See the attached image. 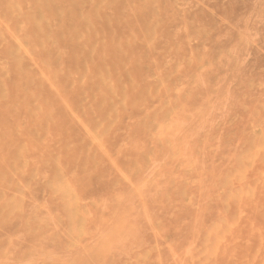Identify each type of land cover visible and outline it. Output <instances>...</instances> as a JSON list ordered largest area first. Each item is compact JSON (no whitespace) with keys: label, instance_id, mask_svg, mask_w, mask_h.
Here are the masks:
<instances>
[{"label":"bare ground","instance_id":"6f19581e","mask_svg":"<svg viewBox=\"0 0 264 264\" xmlns=\"http://www.w3.org/2000/svg\"><path fill=\"white\" fill-rule=\"evenodd\" d=\"M108 5L0 0V233L38 221L36 211L50 207L81 250L93 224L108 222L92 214L93 187L108 196L123 181L146 208L149 182L159 190L154 198L196 204L183 241L148 214L155 241L132 257L264 255V112L253 116L249 135L238 129L227 164L208 154L211 170L179 175L201 141L198 123L183 127L185 110L165 71L117 60ZM165 181L169 190H160Z\"/></svg>","mask_w":264,"mask_h":264},{"label":"rangeland","instance_id":"374dc122","mask_svg":"<svg viewBox=\"0 0 264 264\" xmlns=\"http://www.w3.org/2000/svg\"><path fill=\"white\" fill-rule=\"evenodd\" d=\"M108 2L105 26L118 51L117 60L150 66L154 75L157 68L165 71L172 80V98L181 100L185 110L183 127L189 130L198 123L201 141L190 153L192 164L182 161L179 175L211 170L214 154L227 164L237 149L238 129L241 135H249L258 125L253 116L264 112V0ZM224 99L235 106L230 109ZM209 107L210 117L204 120L202 114ZM204 127L212 143L209 149L202 143ZM162 183L160 190H169L166 181ZM154 185L144 184L147 209L123 181L108 196V192L101 196L99 186H94L87 196L88 202L99 201L92 214L108 222L93 224L89 236L79 240L81 250L75 248L76 239H69L68 225L59 221L56 211L41 207L34 214L39 222L32 219L16 231L0 233V264H264V255L132 257L130 253L155 241L147 226L148 214L162 228L165 225V234L175 233L180 240L191 223L186 214L196 200L187 205L154 198L159 191ZM258 206L261 216L264 206Z\"/></svg>","mask_w":264,"mask_h":264}]
</instances>
